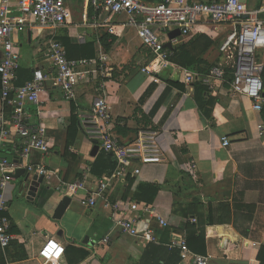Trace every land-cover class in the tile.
<instances>
[{
  "label": "crops",
  "instance_id": "1",
  "mask_svg": "<svg viewBox=\"0 0 264 264\" xmlns=\"http://www.w3.org/2000/svg\"><path fill=\"white\" fill-rule=\"evenodd\" d=\"M141 1L149 4L163 2ZM245 4L249 9L256 10L264 7V0H246ZM66 6L72 16L57 31L58 40L64 31L74 45L82 46L89 40L99 41L105 33L118 39L112 50L106 53L110 59L109 71L98 81L105 84L106 99L113 119L112 134L122 145L130 144L137 139L135 131L143 127L138 123L142 119L141 111L149 116L152 109L160 105L152 120L153 125L149 128H158L164 155L159 164L143 165L139 161L134 162V168L141 172L131 176L135 179V184L127 198L128 175L114 179L104 198L98 199L94 208L83 207L80 200L91 196L101 179L91 173L92 165L101 149L92 157L95 144L86 134L85 124V120L91 117L93 102L98 96V83L81 84L77 90V101L69 102L60 89L48 82L41 101L46 110L43 123L53 148L48 154L32 155L30 161L37 166H44L52 172V176L49 180L44 179L32 200L28 199V191L23 187L25 180L28 177L31 179L33 174L18 168L6 185L3 192L9 208L8 216L13 225V244L25 247L27 259L16 260L18 254L14 245L6 250L0 247L5 263L69 264L72 259L68 249L71 248L89 253V257L81 264H188L181 259L178 249L165 246L175 233L184 234L187 241L186 234L178 232V227H161L155 215L143 211V205L147 204L131 199L139 183L163 185L166 181H174L177 184L184 179L183 174H188L196 181L199 195L206 206L201 211L203 217L207 216V205H213L214 209L216 225L206 227L208 264H260L258 255L264 243V136H259L258 125H264V110L261 113L254 111L253 102L248 98H230L227 94L228 81L222 83L214 93L208 94L216 99V103L212 117L207 119L198 109L194 87L180 93L156 78L162 75L165 79L181 82L180 75L169 68L154 76L140 71L129 78L121 76L114 79V67L121 69L131 58L121 44L131 29L125 26V18L105 11L96 12L88 4V0H66ZM261 18L264 19V14ZM198 34H206L217 43L204 59L214 66L222 62L220 47L225 33L221 29L215 31L213 27H206ZM192 37L184 40L188 41ZM19 39L20 50L23 51L22 44L27 43L33 56L31 61L24 60L21 55V68H25L28 73L24 74L23 79L33 77V71L37 68L48 75L49 64L44 55L46 40L31 33H24ZM176 40L177 42L173 41V47L178 43V39ZM167 42L168 40L164 45ZM153 83H157V90L145 105L140 106V99ZM169 109H172L171 113L162 124ZM28 110L35 116L37 107L31 105ZM74 114L81 119L84 131L70 150L75 157L66 158L64 130ZM224 138L230 141L228 147L223 146ZM21 146V140L13 136L2 155L12 157V163L21 166ZM191 165H196V172L192 175L183 168ZM21 170L24 171L22 175L18 173ZM15 175H18L17 179L14 178ZM84 175H87V192L79 191L76 195L68 192L65 186L82 180ZM120 202L139 204L140 210L129 213V216H138V230L143 233L151 229L158 238V243L131 237L116 227L114 212L108 205L113 206ZM62 205H66V211L61 218H56L57 210ZM247 206L255 207L253 214L245 208ZM150 207L156 215L167 221L166 215L172 209L171 194L163 192L158 206ZM193 220L195 219L191 221L196 223ZM106 238L109 242L104 245L102 242ZM49 239L57 241L64 249L58 262H46L40 257V252Z\"/></svg>",
  "mask_w": 264,
  "mask_h": 264
},
{
  "label": "built area",
  "instance_id": "2",
  "mask_svg": "<svg viewBox=\"0 0 264 264\" xmlns=\"http://www.w3.org/2000/svg\"><path fill=\"white\" fill-rule=\"evenodd\" d=\"M96 11L125 18V26L137 31L143 44L153 53V61L141 72L154 76L165 68L180 75L181 83L192 89L199 82L209 94L214 93L222 83L229 81L227 94L230 98L245 97L253 102V110H264V7L251 10L241 0H163L149 4L141 0H88ZM66 0H0V247L6 250L14 241L11 233V221L8 216V204L4 189L18 168L27 173L49 180L52 172L44 166L30 161L34 154H48L52 140L47 135L43 123L46 110L41 95L46 84L60 89L69 102L77 101V90L81 84L98 83V96L94 99L91 117L85 120L86 134L91 140H97L100 149L114 156L117 167L111 176L101 178L95 192L80 200L85 208H94L98 199L104 198L112 181L127 175L136 176L140 169L134 168V162L143 165L162 162L164 150L158 132L143 129L135 142L122 145L112 134V115L105 94V84L100 83L109 71L108 54H102L94 60H70L64 44L57 39V31L71 19ZM213 27L225 33L220 47L222 62L213 66L207 74H197L183 69L171 62L172 53L164 48L170 32L179 29L181 38L188 39L199 33L202 28ZM31 33L45 41V59L49 64V74L37 68L33 77L23 86H17L18 72L21 69L19 36ZM177 42V40H175ZM230 78V80H229ZM37 107L33 116L28 107ZM9 111V112H8ZM258 134L264 136V125H258ZM18 137L22 146L19 153L21 166L3 158L2 151L13 138ZM230 141L223 139V146ZM184 170L193 174L196 165L184 166ZM87 175L83 179L65 186L68 192L76 195L87 192ZM64 193V190H62ZM112 207L115 225L131 237L158 243V238L149 229L138 230V216L129 213L140 210L138 203L120 202ZM143 211L155 215L161 227L168 222L156 215L149 205H143ZM194 222L196 220H193ZM108 238L103 240L106 245ZM169 249H178L180 257L188 264H208L209 257L193 253L184 234H173L165 245ZM63 247L49 239L43 246L40 257L46 262H58ZM64 254V253H63Z\"/></svg>",
  "mask_w": 264,
  "mask_h": 264
},
{
  "label": "trees",
  "instance_id": "3",
  "mask_svg": "<svg viewBox=\"0 0 264 264\" xmlns=\"http://www.w3.org/2000/svg\"><path fill=\"white\" fill-rule=\"evenodd\" d=\"M59 41H61L66 47L68 58L70 60H94L102 54L109 53L118 39L113 35L105 33L99 38V41L89 40L85 45H74L72 44L68 33L64 31L60 36ZM121 44L124 48H126V51L130 53L131 58L128 64L123 65L121 69L119 67H114V79L120 78L121 76H124L125 78L134 76L140 72L142 68L149 65L154 59L153 53L143 44L135 29H129L128 33L122 39ZM215 44H217L216 41L211 39L208 35L197 33L188 41H185L183 38H179L178 43L174 46L173 50H167L172 53V57L170 59L172 63L183 69L202 75L207 74L214 66L208 63L204 57ZM25 73H27V71L22 67L18 72V80L16 82L17 86H23L26 82L32 79V77L23 79V77H25ZM156 78L166 82L168 86L177 89L180 93H185L187 90L185 85L178 80L165 79L162 75H158ZM157 88V83L151 84L140 99L139 105H145L148 98L157 90ZM194 90V98L201 115L207 119L211 118L216 99L210 97L206 88L197 81L194 84ZM159 108L160 105L155 106L149 116L144 115L143 111H141L142 119L138 121V123L143 125V127L135 131L137 137L139 132L143 129H152L156 132L159 131L158 128H149L153 125L152 120ZM73 110L75 112L74 107ZM171 110L172 109L168 110L162 124L165 123L166 119L169 117ZM82 131H84V128L82 126L81 119L75 114L72 115L70 124L64 130V157H75L70 153V150L76 144ZM135 140L131 141V143ZM116 167L117 162L114 156L101 150L92 165L91 173L93 176L100 179L103 176H111ZM183 178L182 182L177 184L174 181H166L163 185L139 183L136 191L132 194L131 199L138 203H144L157 207L162 193L165 191L169 192L172 196V209L170 213L166 215L168 224L170 227L172 226L171 228L178 227V232L186 234L187 244L193 252L206 256V227L216 225L213 205H207L208 213L206 217H203L201 211L202 208L206 206L201 200L196 181L188 174H183ZM126 182L127 192L125 198L131 195L135 179L132 178L131 175H128L126 177ZM245 208L251 211L252 214L255 210V207L253 206H247ZM174 218H179L180 220L175 221ZM192 219H195L196 223H193L191 221ZM11 233L13 234V225L11 227ZM262 244V249L258 255V261L260 264H264V243ZM13 245L16 254H18L16 260L23 261L27 259L25 247L21 244H13V242L10 244V247ZM68 252L72 259L69 264H81L89 257V253L82 250L70 248L68 249ZM5 262L6 261L2 254H0V264H6Z\"/></svg>",
  "mask_w": 264,
  "mask_h": 264
},
{
  "label": "water",
  "instance_id": "4",
  "mask_svg": "<svg viewBox=\"0 0 264 264\" xmlns=\"http://www.w3.org/2000/svg\"><path fill=\"white\" fill-rule=\"evenodd\" d=\"M181 37V31L179 29L172 31L169 33L168 35V42L164 45L165 49H169V50H173V41L176 39H179ZM93 143L95 144V147L92 150V157H95L99 150H100V146L97 140H92ZM3 158L8 159L10 162L13 161V158L7 155H3ZM18 173H20L21 175L24 174V171L21 170ZM17 173V174H18ZM14 178H18V175H15ZM44 178L42 177H38L37 175H34L31 179H29V177L25 180V185H24V189L28 191V199L32 200L35 199L38 189L40 187V185L43 183ZM66 205H62L58 208L57 213H56V218H61L65 211H66Z\"/></svg>",
  "mask_w": 264,
  "mask_h": 264
},
{
  "label": "rangeland",
  "instance_id": "5",
  "mask_svg": "<svg viewBox=\"0 0 264 264\" xmlns=\"http://www.w3.org/2000/svg\"><path fill=\"white\" fill-rule=\"evenodd\" d=\"M243 3L246 2V0H241ZM22 50H20L21 55H23L24 60H33V56H32V49L30 48V46L27 43H23L22 44Z\"/></svg>",
  "mask_w": 264,
  "mask_h": 264
}]
</instances>
